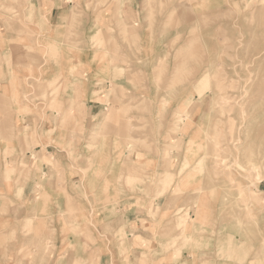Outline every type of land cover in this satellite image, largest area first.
<instances>
[{"label":"crops","instance_id":"obj_1","mask_svg":"<svg viewBox=\"0 0 264 264\" xmlns=\"http://www.w3.org/2000/svg\"><path fill=\"white\" fill-rule=\"evenodd\" d=\"M30 3L37 10L36 25L46 26L45 32L37 30L35 39L46 37L63 53L59 51L60 59H50L40 55V50L35 54L25 46L10 47L11 34L5 31L6 45L0 46V92L15 88L21 94L29 90L38 95L39 84L57 81L60 93L45 101L53 109L19 113L14 106L13 118L0 117L2 134L9 136L8 131H14L18 137L0 140L1 152H13L11 160L33 159L34 152L37 156L36 166L30 170L23 166L22 197L11 194V201L23 206L12 205L4 220L5 264H264L262 212L253 220L246 219L242 210L212 209L206 225L191 212L195 224L187 221L178 228L185 212L173 213L176 199L171 193L156 195V182L169 177L170 163L155 150L150 153L138 148L135 152L147 158L143 166L157 161V169L142 176L138 170L143 167L135 159L126 160L128 143L145 139L128 123L139 121V114L117 112L118 106L148 104L150 100L117 97L109 103L104 95L98 96L97 92L111 89L112 83L122 84L128 69L123 56L116 55L113 61L108 48L109 58L99 63L90 44L96 25L107 26L110 21L115 25L118 17L99 16L98 21L93 12L100 8L96 2H82L81 9L69 0ZM117 5L115 2L112 8ZM77 24L82 25L81 63L71 52L77 49L73 43V25ZM103 32L107 38L104 27ZM19 39L23 40V33ZM14 72L18 74L15 87L11 84ZM26 103L23 99V109ZM110 104L116 106L113 113ZM169 117L170 113L167 121ZM164 132L147 136L154 149L151 138L163 140ZM158 147L162 151L163 143ZM210 218L215 219L214 224ZM49 240L52 253L45 255Z\"/></svg>","mask_w":264,"mask_h":264},{"label":"rangeland","instance_id":"obj_2","mask_svg":"<svg viewBox=\"0 0 264 264\" xmlns=\"http://www.w3.org/2000/svg\"><path fill=\"white\" fill-rule=\"evenodd\" d=\"M69 1L75 2L76 8L82 2H96L100 8L93 12L98 21L100 17H118L115 25L114 21H110V26L96 25L89 43L96 50L99 63L110 56L105 52L108 48L113 61L116 55L123 56L128 71L123 73L122 84L117 86L114 82L111 89L97 95H104L109 103L117 97L149 98L148 104L118 106L117 112L139 114V121L128 123L138 130L140 139L142 135L145 139L128 143L126 160L135 159L143 167L138 170L142 176L156 170L157 161L143 166L147 158L144 153L135 152L138 148L150 153L155 150L157 156L170 163L169 177L156 182V195L171 193L176 199L173 213L182 209L185 212L177 227L187 221L195 224L191 212L204 225L210 221L207 214L212 209L242 210L246 219L253 220L258 219L256 214H264V0ZM30 2L0 0V46L6 45L7 31L11 34L10 47L25 46L35 54L40 50V55L60 59L59 51L63 50L56 42L46 37L35 39L37 30L45 32L46 26L36 25L37 10ZM115 2L117 9L112 8ZM42 13L46 18L47 12ZM103 27L109 33L107 38ZM81 29V24L73 25L77 49L71 52L78 63L83 60L79 49ZM22 33L23 40L19 39ZM17 76L12 74L14 87ZM37 88H41L38 95L29 90L21 94L15 88L13 92H0V117L13 118L14 106L19 107V113L55 108L45 101L59 95L57 81L39 84ZM7 97L12 105L7 103ZM23 99L27 102L25 109ZM38 101L42 102L37 104ZM110 105V113L115 112L116 106ZM162 131L163 140L151 138L156 144L154 149L147 136ZM8 132L10 135L4 136L0 128L1 141L18 140L14 131ZM161 143L162 151L158 147ZM12 155L13 152L0 150V264H5L3 255L7 252V241L2 236L5 217L12 205L17 209L23 206L22 202L11 201V194L22 197L23 166L30 170L36 166L37 157L34 152L33 159L11 160ZM251 160L260 165L261 179L252 169ZM210 219L214 224L215 219ZM260 235L264 245V233ZM50 245L49 240L43 250L45 255L52 253ZM62 251L64 255L65 250ZM35 256L32 251L31 259Z\"/></svg>","mask_w":264,"mask_h":264},{"label":"bare ground","instance_id":"obj_3","mask_svg":"<svg viewBox=\"0 0 264 264\" xmlns=\"http://www.w3.org/2000/svg\"><path fill=\"white\" fill-rule=\"evenodd\" d=\"M239 129H240V127H239ZM237 138H238V137H237ZM237 138H236V139H237ZM239 139L241 140L240 137H239ZM236 142H238V141H236ZM239 143H241V142L239 141ZM234 144H236V143L234 142ZM241 144H242V143H241ZM241 144H240V146L242 147ZM236 145H237V144H236ZM237 146H238V145H237ZM241 147H240V148H241ZM246 148H247V147H246ZM235 149H236V148H235ZM244 151H245V149H244ZM245 153H246V151H245ZM239 155H240V154H239ZM254 155H255V154H254ZM256 155H257V154H256ZM235 156H236V155H235ZM248 156H249V155H248ZM248 156H247V158H248ZM259 156H260V155H259ZM245 157H246V156H245ZM249 157H250V156H249ZM257 157H258V156H257ZM253 158H254V156H253ZM255 158H256V157H255ZM263 159H264V158H263ZM263 159H262V161H263ZM234 160L236 161V159H234ZM260 160H261V158H260ZM222 162H223V160H222ZM224 162H225V161H224ZM251 162H252V160H251ZM251 162H250V163H251ZM263 162H264V161H263ZM227 163H228V162H227ZM231 163H233V162H231ZM231 163H230V164H231ZM249 165H250V164H249ZM249 165H248V166H249ZM229 166H230V165H229ZM251 167H252V169H254V170L257 172L258 178L261 179V176H260V175H261V174H260V165H259V164H256L255 162H252V163H251ZM200 189H201V188H200ZM197 190H198V189H197Z\"/></svg>","mask_w":264,"mask_h":264}]
</instances>
